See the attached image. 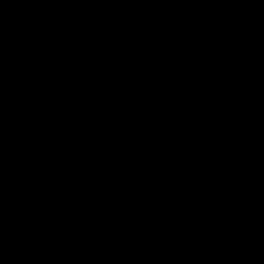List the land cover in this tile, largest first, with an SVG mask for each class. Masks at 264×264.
I'll list each match as a JSON object with an SVG mask.
<instances>
[{
	"label": "trees",
	"instance_id": "16d2710c",
	"mask_svg": "<svg viewBox=\"0 0 264 264\" xmlns=\"http://www.w3.org/2000/svg\"><path fill=\"white\" fill-rule=\"evenodd\" d=\"M14 4L0 0V264H220L264 233V97L249 93L264 79L247 89L246 70L178 69L147 104L99 89L87 117L69 119L73 96L55 92L72 67L39 62L66 39L22 44ZM199 81L251 103L248 136L236 130L247 157L228 149L230 135L220 143L214 115L188 118L183 95Z\"/></svg>",
	"mask_w": 264,
	"mask_h": 264
},
{
	"label": "flooded vegetation",
	"instance_id": "af4514ba",
	"mask_svg": "<svg viewBox=\"0 0 264 264\" xmlns=\"http://www.w3.org/2000/svg\"><path fill=\"white\" fill-rule=\"evenodd\" d=\"M15 8L34 16L40 39H66L56 47L67 45L90 55L107 40L122 49L143 46L138 51L148 57L155 49L161 58L175 59L177 68L167 70L171 74L178 69L185 75L197 69L246 70L251 79L247 89L264 79V0H15ZM47 26L62 30V37L48 34ZM57 56L50 62L67 63ZM249 93L264 97L257 86ZM260 256L264 260L262 252Z\"/></svg>",
	"mask_w": 264,
	"mask_h": 264
},
{
	"label": "rangeland",
	"instance_id": "374dc122",
	"mask_svg": "<svg viewBox=\"0 0 264 264\" xmlns=\"http://www.w3.org/2000/svg\"><path fill=\"white\" fill-rule=\"evenodd\" d=\"M17 8L20 7L18 6ZM14 12V18L9 20L11 30L13 28L14 30L17 29L13 20L19 18L21 20L19 27L24 30L26 35H39L41 27L36 25L33 19L34 16L30 17L31 13L28 9L23 8L21 13L15 9ZM47 31L48 34L55 38L62 37L64 33L62 30L60 32L51 30L48 26ZM17 37L22 44L26 42L25 36ZM99 45H101V48H98L97 51L90 55H86V51H71L73 48L67 45L59 46L49 53L46 60L39 61L41 65H48L52 68L56 61L51 63L50 60L54 55L58 54V60L67 62L72 67V77L55 92L57 98H64L63 95L65 94L68 97L73 96V99L72 97L69 98L70 107L67 115L69 119L84 120L88 115L90 104L96 97L99 89L105 90V93L106 91L119 93V87H121L122 91H130L132 93L131 96L133 98L130 99V103L133 107H137V104L140 102L147 104L150 101L147 97L150 93L154 97H157L161 89L165 88L167 83L165 72L167 74L172 73L171 70L167 71L168 68L176 69L178 66L175 59H163L161 58L162 54L155 49L149 52L150 57H148L147 54L139 52L143 51V46L137 47V49H122L113 47V43H109L107 40H103ZM162 69L163 71H161ZM125 72H128L129 75L127 76ZM114 83L116 86H113ZM183 96L190 104L187 106L193 110L188 112V118L194 116V111L200 113L203 111L205 114L210 113L214 115L212 119L214 122L213 129L220 135V143L225 140V134H228L233 138V142L231 143L229 139L228 142L230 144L227 147L229 150H232L233 154H236L235 156L241 155L247 157L246 154H250V146L246 143V140L242 139L241 134L238 133L244 131L248 136L247 128L242 122L244 115L241 109H251L252 105L250 102L244 100L240 104H236L232 103L229 98H218L207 84L202 81L197 83L195 92L187 93ZM137 97L139 98L138 103ZM165 97L171 98L172 96ZM164 109V106H156V111L161 114L164 113ZM222 116H227L230 119H224ZM204 128L207 132L211 129L210 126L208 128L206 122H204ZM190 138L195 139L194 135ZM224 145L220 144L219 147H224ZM211 153L217 155L222 153L224 156H228L229 154L228 151L224 150L221 153L219 151H212ZM228 165L230 166V163ZM216 166H211L212 171ZM220 172L217 171L215 173V179ZM262 237H264V233L262 232L249 237L242 251L237 254L225 253L220 264H264V260L260 256L262 252L260 247L264 244Z\"/></svg>",
	"mask_w": 264,
	"mask_h": 264
},
{
	"label": "clouds",
	"instance_id": "9594fccd",
	"mask_svg": "<svg viewBox=\"0 0 264 264\" xmlns=\"http://www.w3.org/2000/svg\"><path fill=\"white\" fill-rule=\"evenodd\" d=\"M159 92V91H158Z\"/></svg>",
	"mask_w": 264,
	"mask_h": 264
}]
</instances>
